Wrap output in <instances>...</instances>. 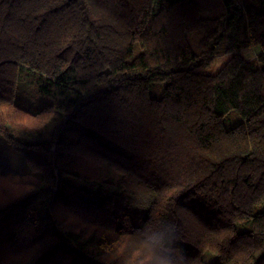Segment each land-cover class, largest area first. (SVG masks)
Instances as JSON below:
<instances>
[{"label": "trees", "instance_id": "1", "mask_svg": "<svg viewBox=\"0 0 264 264\" xmlns=\"http://www.w3.org/2000/svg\"><path fill=\"white\" fill-rule=\"evenodd\" d=\"M0 133V264H264V0H0Z\"/></svg>", "mask_w": 264, "mask_h": 264}, {"label": "rangeland", "instance_id": "2", "mask_svg": "<svg viewBox=\"0 0 264 264\" xmlns=\"http://www.w3.org/2000/svg\"><path fill=\"white\" fill-rule=\"evenodd\" d=\"M258 48H251L242 53V56L248 60H252L256 57ZM229 55H223L217 57L210 67V73L216 74L221 67L229 60ZM28 74L33 76L31 73L23 72L22 78ZM33 78V77H31ZM156 96H160L159 93H154ZM240 121L239 115L233 111L229 110L225 115V125L226 128H230ZM33 157L35 160L40 161L43 159L42 150L37 149H26L18 145L9 143L5 137L0 133V164L1 168L5 172L13 173H25L32 171V165L28 157ZM203 259L205 264H216L218 262L217 255L211 252H205L203 254Z\"/></svg>", "mask_w": 264, "mask_h": 264}, {"label": "clouds", "instance_id": "3", "mask_svg": "<svg viewBox=\"0 0 264 264\" xmlns=\"http://www.w3.org/2000/svg\"><path fill=\"white\" fill-rule=\"evenodd\" d=\"M149 264H171V257L168 255L160 239L155 242L154 251Z\"/></svg>", "mask_w": 264, "mask_h": 264}]
</instances>
